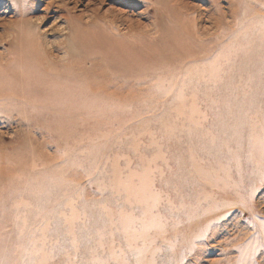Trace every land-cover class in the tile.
Wrapping results in <instances>:
<instances>
[{
    "label": "rangeland",
    "instance_id": "1",
    "mask_svg": "<svg viewBox=\"0 0 264 264\" xmlns=\"http://www.w3.org/2000/svg\"><path fill=\"white\" fill-rule=\"evenodd\" d=\"M174 1L0 0V98L45 94L46 61L77 76L73 29L114 25L97 46L81 33L105 52L83 96L47 99L58 117L0 106V264H264V0ZM158 9L195 42L169 45ZM30 157L55 167L38 206Z\"/></svg>",
    "mask_w": 264,
    "mask_h": 264
},
{
    "label": "bare ground",
    "instance_id": "2",
    "mask_svg": "<svg viewBox=\"0 0 264 264\" xmlns=\"http://www.w3.org/2000/svg\"><path fill=\"white\" fill-rule=\"evenodd\" d=\"M174 2H176V4L178 6L179 5L181 6V2H179L178 0H175ZM149 4L152 5L153 3L150 1L148 3V5ZM163 9H158V10H162V15L165 16L167 23L172 27V30L174 32V34H173L174 36H173V39L171 41L172 43L169 41L168 44L169 45L173 44L174 47L180 48V50H181V43H183L184 41H188V42H191V43L195 42V37L190 32V30L186 27V22L187 21H186L185 16L183 14H180L178 12L179 16L175 15V17H174V15L171 13V11H170V14L172 16H170L169 13L167 14L166 11H163ZM182 16H184V18H182ZM101 18H103V16ZM104 18H106V17H104ZM116 20H117V18H116ZM118 20L120 21L119 18H118ZM125 21H124V24H125ZM86 22H88V21H86ZM121 22H122V20H121ZM111 23H112V21H111ZM113 24H115V23H113ZM122 24H123V22H122ZM112 26H114V25L103 26L101 24L94 23V24H88V25H86L84 27V29L74 28L73 29V34L74 35L72 36L71 40L74 43V45H77V47H76V49H71L70 54L72 56H76V58H79L78 61L76 62L77 63L76 66H75L76 70L78 71V75L77 76L76 75H73L72 72L70 71L71 69H69V68L64 69V67H63L61 69H57L56 65H54V64L49 63L48 61H46L45 62V64H47L46 74L48 76H53L52 78H54L55 81L52 82V83H50V85H48V84L47 85H43L42 83H41L40 86H39V84L37 85V89L39 90V92L40 91H41L40 93L45 92V94L42 93V95L39 96V95H36L37 93H35V95H32L31 93H27V96L26 95H22L19 98L17 96H12L9 93V91H7L9 94H4V96L2 98H0V104H1L0 106L5 107V108H17V107H22V105L23 106L30 105L31 108L35 112H39V113L42 114V116H40L42 118L43 117H46L47 118V117H51V116L52 117H55L56 116V113L55 112L57 111L56 108H55V105L58 106V104L65 103V101L64 100L63 101L62 100H58L59 102L57 104H55L53 102H52L53 103L52 104L51 101H48L47 99H52V96H55L56 97L58 95H60L62 97L65 96V95H72V94H76V95H79V96H83L84 93H86L85 91H86V84H87V80H86L87 73H86V70H84L85 69V65L93 58L92 52L100 53V54H102L103 52H105L103 50V48H101V47H100V49L98 48L99 51L96 52L95 49H94V47H95L94 46V43H92V42L91 43H86L84 41V39H86V38L81 33L82 32H85V33L89 34V37H95L96 36L97 37L96 46H97V43H100L101 42V40H102L101 38L104 39V38L107 37L108 33H106L105 31L112 30V28H113ZM118 26L119 25H117V27ZM132 27L133 26H131L130 28L132 29ZM151 28H152V26H151ZM129 29H127V30L129 31ZM137 29L139 30L140 28H137ZM154 29H156V32H157L156 25H155V28ZM100 30H101V32H100ZM143 31H145V30H143ZM180 31H182L184 34H180L179 33ZM122 40L123 39H121V41ZM116 44H118V43H116V40L115 41L112 40V41H109L106 44L105 47L108 48V49L113 50V52H114L113 57L120 58L121 61H123V63H126L129 66H132V67L133 66H136L137 63L136 62H132V59L128 56L127 52L125 50H122L119 45H117V46H119V48H117L116 47ZM168 44H166V46ZM32 46L33 45H27V44H25V45H23L21 47V49L15 50V53H16V55H19L20 54L21 56L27 55V53L33 51ZM103 46L104 45H102V47ZM189 49H190L191 52H194L196 50V48L194 49L192 47H189ZM176 50H179V49H176ZM37 52L40 54V52L38 51V49H37ZM82 54H83V56L81 57ZM125 55H127V56H125ZM183 55H185V53H183ZM110 60H108V62H104L103 63V66H111V64L112 65H115ZM69 63H70V61L67 63L66 67H72V66H69L70 65ZM116 68H118V66L115 67V69ZM118 72L120 73V71H118ZM18 75L19 74L17 73V74H13L12 76L15 78V77H18ZM101 77L103 78V76H101ZM105 79H107V78H105ZM85 110H86L85 108H77L76 111H72V113H74V115L76 116V120H79V119L80 120H84V118L86 117V115H85L86 111ZM56 117H58V116H56ZM48 120H50V119H48ZM25 121L32 128L38 127L37 124H36L37 123L36 120H33L32 121V119H25ZM38 124H39V121H38ZM46 127H47V130H52L51 128H53L52 124H50V127L49 126H46ZM30 158H31L30 161H29L30 163L29 164H24L25 167L29 168L28 171L31 172L29 175H26L25 176V180H28L30 182V184L28 186V190H30L31 195H30V197L28 196L29 197L28 199L31 201V204H33L35 206H38L39 203L42 202V201H44V202L46 200L47 201H51L52 198L55 197V195H56L55 193H54V195L52 193V190H54V189H52V187H54V188L57 187V186H55V182L53 180H46V179L45 180H42L39 177L40 174H43L45 172L50 173V172L55 171V167L53 168L52 166H50V168L48 170H46L45 172H43L44 169H39V170L36 171L34 169V167H35V162L37 161V159H35L34 157H30ZM23 168H24V166H23ZM44 193H46V194H44Z\"/></svg>",
    "mask_w": 264,
    "mask_h": 264
}]
</instances>
